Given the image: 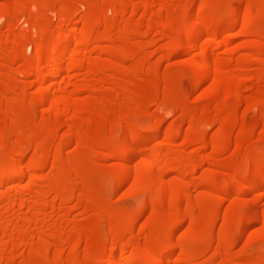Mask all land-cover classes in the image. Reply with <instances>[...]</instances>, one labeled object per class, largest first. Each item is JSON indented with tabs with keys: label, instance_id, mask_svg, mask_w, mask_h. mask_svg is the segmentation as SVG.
Masks as SVG:
<instances>
[{
	"label": "rangeland",
	"instance_id": "374dc122",
	"mask_svg": "<svg viewBox=\"0 0 264 264\" xmlns=\"http://www.w3.org/2000/svg\"><path fill=\"white\" fill-rule=\"evenodd\" d=\"M43 1L0 0V15L4 7H18L0 19V110L8 104L14 114L0 113V137L5 140L0 163L12 168L23 160L41 166L33 172L35 178L0 187L5 193L0 201V264H112L120 258L129 262L120 256L122 251L155 261L167 249H173L170 264H264V185L249 197L241 190L255 178L251 173L243 176V168L264 163V24L258 20L264 16L262 0H219L220 14L246 15L248 5H253L257 19L237 22L236 28L223 32L222 41L228 44L218 50L209 37L200 40L197 51L210 40L211 62L222 65L223 83L214 92L213 75L196 88L190 83L192 62L200 50L171 55L179 46L175 40L182 16L198 18L201 7L211 3L120 0L125 4L120 7L113 6L116 0H92L100 16L106 5L111 19L113 12L119 16L110 20L112 28L103 34L110 41L93 45V50H100L86 53L81 70L70 71L66 84L52 86L51 98L70 96L71 108L60 117L38 101L39 85H29L36 80L29 73L36 71L43 53L34 49L41 33L46 28L55 35L60 25L56 3L53 13L36 16L32 7ZM81 1L83 5H74L77 11L69 33L80 31L90 9ZM146 2L154 5L151 10ZM46 20L50 23L45 27ZM139 24L142 28L136 35ZM58 38L55 41H61ZM255 43L262 52L251 60ZM109 50L120 56L119 72L89 74L91 66L109 64ZM15 52L20 56L12 60ZM241 81L238 98L224 95ZM165 96H170L168 102L163 101ZM105 98L107 105L100 101ZM146 102L150 104L143 105ZM73 104H80L78 111ZM11 120L16 121L13 126ZM118 126L121 129L114 133ZM102 131L103 140L112 145L98 146ZM132 133L171 134L173 140L162 135L138 146L130 163L144 182L135 186L129 179L117 185L119 165L130 153L124 146ZM65 179L67 192L61 185ZM172 196L178 204L171 202ZM243 200L254 205L246 208ZM152 214L157 217L151 219ZM135 216L138 220L131 224ZM24 219L38 223L22 228ZM19 226L25 230L19 233ZM172 226L176 227L170 230ZM40 245L48 246L46 252L33 256Z\"/></svg>",
	"mask_w": 264,
	"mask_h": 264
},
{
	"label": "bare ground",
	"instance_id": "6f19581e",
	"mask_svg": "<svg viewBox=\"0 0 264 264\" xmlns=\"http://www.w3.org/2000/svg\"><path fill=\"white\" fill-rule=\"evenodd\" d=\"M202 1L203 2L208 1L209 3H211V5L206 6V7L202 6L200 11H199L198 18L192 19L191 17H189V15L182 16V21H181L182 25L180 28L179 38L175 40V41H177L179 46H178L176 51H173L174 54L171 52L172 53L171 55L175 56V54H178V55L180 54L182 57V54L187 55L188 53H191L193 51L196 52L197 48H198V44H199L200 40L203 39V37H209L211 39V43H213L212 45H214L213 49L218 50V48L221 46V44L223 45L225 42V41H222V40H224L222 38L223 32L225 33L227 30L233 29L234 27L236 28L235 25L237 22H244L243 24H245V23L250 24V23H255L254 21L257 19V17L255 16L256 14L254 15V12H253V5H248V7L246 8L247 9L246 13H248V14H246V15L236 16L232 13H226V14L222 15L219 13V9H220V1L219 0H202ZM111 2H112V0H111ZM115 2H113V4H114L113 6H115L117 3L119 6L122 4L120 0H116ZM55 3L59 5V9H58L57 13H58V19L60 21V25L57 28V33L55 35L53 33L47 32L46 28H44L43 32L41 33V39L42 40H41L40 44H37L35 46L34 49L35 50L41 49V51L43 53H42L41 57L36 62V64H37V67L35 69L36 71L29 73V76H33L36 78L35 81H30L29 85H31V86H33V85L35 86V84L39 85V94H40L39 96H40V98L38 101H40L42 103H47L48 106L47 105L46 106L49 107L50 110L53 109L55 111L56 116L60 117L61 115L66 114L71 108V103H70V99H69L70 96L67 97V95L64 93V95H66V96L62 97L61 99L51 98L50 94H53V93H51L52 86L55 83L58 86L62 85V83H63V85L66 84V82L64 83V81L65 80L68 81L67 77L70 76V74L72 73L70 71L76 70V72H79V69L81 70L80 64H82L83 60H85L84 56H86V53H88V52L89 53H91V52L97 53V50L99 49V47L97 48V50L96 49L93 50L94 49V48L92 49L93 45H96V44L101 45V44L107 43V41H110V40H108V38H110V37L108 36V38H107V35H103V34H107V32L109 31L108 29L111 30L112 27H110L109 22H110V20H113L114 17H112V19H111L107 15L108 14L107 13V10H108L107 5L105 6L106 8L103 7V8H105L106 12L104 11V14L100 16L98 11L96 10V13H98V15H97L94 11L95 8L96 9L98 8L97 3L93 2L92 0H85V4H88L87 6H89L90 9H89L86 17L84 18V20L82 22V26H83L81 28L82 30L80 29V31L78 32V30L70 29L71 33H69L70 32L69 28L71 27L72 18L74 16V13L77 11V9L76 10L74 9V7H75L74 5H76V4L83 5V2L81 0H44L39 5H35V6L33 5L32 8L36 12V16L40 17V16H44L45 14H47V13L43 14L46 11H50L53 13V6H55ZM110 3H108V5H110ZM146 3L147 4L144 3L145 4L144 6L145 7L147 6L151 10L154 5H152L151 3H148V2H146ZM262 3L264 4V0H262ZM132 4H134V3H132ZM136 4L138 5V3H136ZM136 4H134V5H136ZM122 5L120 7H124L125 4L123 3ZM135 7H138V6H135ZM17 9H18V7H16V8L4 7L1 10L2 13L0 15V19L1 20L6 19L11 14H13L12 13L13 11H15ZM137 9H139V7ZM114 10H115V8H114ZM120 10L122 11V9H120ZM113 13L114 14L116 13V15L113 14V16H115V18H114V20H115L116 17H118L119 15L117 16V12H113ZM118 14H119V12H118ZM255 17H256V19H255ZM199 18H200L201 22H200V24H197V23H199V22H197V20L200 21ZM260 19L261 18L258 19L260 21L259 23L264 24V16L262 17L261 20ZM49 23H50L49 20H46L44 26L46 27ZM143 24H144V22H143ZM148 25H149V23H148ZM36 27H37V25H34L31 27V29H34ZM140 28H142V24L137 25V28L135 31L136 35L137 34L140 35V32H139ZM149 28H150V26H149ZM93 32L96 33L95 36H92L91 33H93ZM56 38H58L57 39L58 41L59 40H61V41H59V42L55 41ZM225 40H227V39H225ZM54 41L57 42V44H54ZM208 42H210V40ZM208 42L206 44L205 43L201 44V45H203L202 47L204 49L201 48V46L198 49V51L199 50L201 51V49H203L202 52L199 51V54H201L199 57L200 59L198 58L197 61L192 62V71L194 70V72H193L194 77L191 79L190 83L193 87H195L198 84V82H201L203 80H207V78L209 76L213 75L211 78L212 80L210 82L211 83L210 87L211 86L213 87V89L212 88L211 89L214 92L215 91L214 89H217L223 83L222 82L223 79H222L221 74H220V67H222V65L219 63L221 65L219 67L218 62L216 65H214L215 63L212 64V62H211L212 56L210 57V55H213V54L209 55V45H211V44ZM226 42L225 43L228 44V40ZM1 44H2V42L0 40V45ZM254 46L255 47H253V48L255 49V51L254 50L253 51L255 52V55L252 56L251 60H257L258 57L260 56L261 52H262V51L260 52V49H258V47H257V46H259V43H255ZM250 47H252V46H250ZM256 49H258V50H256ZM102 50H101L102 53L103 52L106 53L105 49H102ZM198 51L196 54H198ZM98 52H100V51H98ZM113 52L112 51L110 52V50H109V52H107L110 56V59L108 60L109 61L108 65H93L89 69V74H93V73L94 74L95 73L96 74L97 73L103 74L105 71L107 72V70H108V72L110 71L111 73L112 72H119V71H117V68H119V67L121 68L122 63H119V60H117L119 55L117 56V54H115L116 52H114V53ZM19 56H20L19 53H16V52L13 53V55H12L13 59L12 60L19 58ZM194 56L195 55H193L192 57H194ZM69 58H70V63H68V64H70V65L68 68L66 66V64H67V62H69V60H68ZM119 58H120V56H119ZM125 58H126V55H125ZM186 61H189V59H187ZM185 63L187 64L189 62H185ZM189 66H191V65H189ZM241 83H242V81L237 84V86L235 87V90L230 92V94L226 90L224 95L229 96V97H231L230 95H232V97H235V99H236V97L238 98L239 95L241 94V91H242L243 83L242 84ZM67 87H68V85H67ZM154 87H155V85H154ZM211 93H212V91H211ZM53 97H54V95H53ZM169 98H170V96H165V99H163V101L165 100V102H168ZM107 100H108V98L107 99L105 98V99L100 100V101L103 103V105H107V104H105V103H108ZM111 100L109 99V101H111ZM9 104H11V103H9ZM149 104H150L149 102H146L143 105L147 106ZM73 105H74V109H76V111H78L80 104L79 105L73 104ZM109 105H110V103H109ZM10 106L11 105H8V104L5 105V110H3V111L0 110V113L11 114L13 111H12V108ZM98 109H100V108H98ZM97 114H99V113H97ZM99 115L101 116V114H99ZM13 116H14V114H13ZM229 120H230V118H229ZM232 121H233V119H232ZM15 123H16L15 120H11L10 126H13ZM89 123H91V120H88V118H87V124H89ZM120 129H121V127L118 126V128L116 127L112 131H114V133L115 132L117 133V132H119ZM102 130H104V129H102ZM103 132H105V131H102L101 136H103L104 138L102 137V139L97 141V143H98V146L107 147V146H109L110 142L107 141L108 142L107 143L103 140V139H105V134ZM162 135L165 138H167V140L169 139V142H171L173 140V137L171 136V134L157 133V134H155L153 136H149V137L137 136V134L135 135L133 133L131 134L128 142L124 146V150H126L127 152H130V153L129 154L127 153V155H125L123 157V159H122L123 162L121 163V165H119L118 180L116 183L117 185L125 184L126 181L129 179H134L133 180L134 185L135 184L140 185L144 182L142 174L139 172V170L136 171L137 169L135 170V168L131 166L130 160L133 159L135 155H138L137 154V153H139L138 146L149 144L150 142H152L153 140H156L159 136H162ZM1 138H2L3 142L2 143L0 142L1 143L0 145H2L5 141V140H3V136L0 137V141H1ZM66 139H68V138L66 137ZM187 140L193 142L195 140V138L187 137ZM224 140H225V138H224ZM86 142L91 143L92 141H90V139H88ZM93 143L94 142H92V144ZM97 143L95 142V145ZM110 144L112 145V143H110ZM106 157L111 158L112 156L107 155ZM86 161H89V160H86ZM27 165L32 166L30 168L31 170H29V168H27ZM12 166H13L12 168H9L7 164L0 163V187L1 188L5 185H8V184L12 185L13 182H15V181H22L26 178L33 179V178H35L34 177L35 174L33 175V172L39 171V169H41V166L37 162H31V161H29V162L25 161L24 162L23 160L22 161L18 160V162L16 161ZM133 168L135 171L132 170ZM250 173L253 174V176H255V178H253L252 181L249 184H247L244 188L242 187L241 190L245 193V196L247 194H253L254 192L256 193V191H258L260 189V187H262L264 185V163L262 165L260 164L258 166H251V167L246 166L243 168V170H242L243 176H244V174L246 176ZM258 177L260 178L259 180L257 179ZM162 182H163V180L160 178L158 180V184L160 185V184H162ZM61 183H62L61 185L64 187L63 191L64 192L69 191L68 180H66V179L62 180ZM82 187L84 188L85 186L83 184H81L80 188L83 189ZM83 190H85V189H83ZM4 196H5V193L0 192V201L3 200ZM170 200L174 205L178 204V202H179V199L176 196H172ZM246 201L248 203L249 200H246ZM246 201L243 200V202H244L243 205L246 204ZM223 205H224V201H223V203L221 202L220 204L216 205L215 208H220ZM251 205H252V203H250V205L248 204L246 208H249V206L251 207ZM244 207H245V205H244ZM242 213H245V212H242ZM156 217H157L156 214H152V216H150L151 219L156 218ZM137 220H138V216L133 217L131 219V224H134ZM36 222L37 221H33V220L31 221V219H24V220H22L21 226L23 225L22 228H25V226H28L32 223L36 224ZM175 227L176 226H172V228L170 230L174 229ZM22 228L21 227L19 228V229H21L19 231V233L23 232L25 230V229L22 230ZM170 230H167V232ZM38 247L39 246H37V248H35L36 250L34 249V251H33V256H35V257H37L36 255L41 256L40 253L45 251L48 246L43 245L41 247V245H40L41 248H38ZM172 250H169V249H167V251L165 250L164 255H162V257L159 256V257H161L159 260H157L158 258L156 260L154 258L155 261L150 260L153 258H150V257L147 258L141 254L137 255L135 252L130 251L131 253H128V252L124 253L122 251L120 253V256L122 257V259L126 256V258H129L128 259L129 262L127 261L125 263L123 261L124 263H122L121 258H120L118 261H115L112 264H170L171 263V257L173 256L172 255L173 253H171ZM127 253H128L129 257L127 256ZM124 260H125V258H124ZM34 264H42V263H40L38 261V262H35Z\"/></svg>",
	"mask_w": 264,
	"mask_h": 264
}]
</instances>
